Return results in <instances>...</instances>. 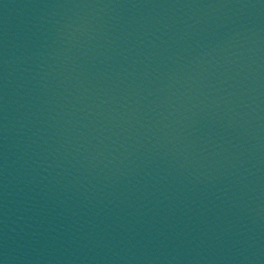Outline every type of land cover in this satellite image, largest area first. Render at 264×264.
Masks as SVG:
<instances>
[{"label":"water","instance_id":"water-1","mask_svg":"<svg viewBox=\"0 0 264 264\" xmlns=\"http://www.w3.org/2000/svg\"><path fill=\"white\" fill-rule=\"evenodd\" d=\"M0 264H264V0H0Z\"/></svg>","mask_w":264,"mask_h":264}]
</instances>
